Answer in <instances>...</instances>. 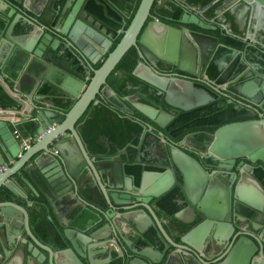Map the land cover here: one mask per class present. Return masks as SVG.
<instances>
[{
    "label": "water",
    "instance_id": "1",
    "mask_svg": "<svg viewBox=\"0 0 264 264\" xmlns=\"http://www.w3.org/2000/svg\"><path fill=\"white\" fill-rule=\"evenodd\" d=\"M155 1L141 0L119 44L108 54L101 67L93 71L94 76L86 86L53 64L51 58L63 55L64 51L60 50V46L65 44L73 56L78 55L82 63L92 67L96 64L94 57L105 56L111 45L105 40V31L99 27L93 28V23L87 16H83L75 8H68L61 14L57 13L58 17L54 23L50 19H43V22L48 24L45 25L32 20L27 12H23L9 0H0L8 10L3 14L0 6L2 13L0 40L10 48L9 53L5 54L6 57H16L14 62L10 60L6 64V58L0 65V80L6 85L2 84V86L10 88L5 81V78L9 77L15 82V87L18 85L17 89L21 92L19 85L28 75L32 77L31 80L26 78L30 82L32 94L37 88L46 85L62 92L67 98L76 100L67 113L56 107L52 101L43 98L40 101L43 107H34L31 104L32 108L38 111L31 121L36 127L32 135L35 141L24 153H21L11 128L0 120V166L6 167V170L0 173V197L3 200L0 203V230L6 232L9 240L18 242L24 230L31 240L29 251L39 264H94L92 259L97 254L96 247L103 244L101 241L106 237L103 233L106 227L87 236L75 226V223L82 219L84 212L93 209L94 206L87 194L82 193L89 172L94 175L112 210H116L115 206L131 205V201L122 203L113 198L118 194L117 192L124 190L138 194L139 198H135L137 205L123 208L131 213L127 217L120 216L124 219L122 224L133 226L137 234H144L148 228H153L155 231L153 245L144 248L132 247L121 234L120 225L115 222L113 215H108V218L112 219V226L109 224L107 228H112L116 239L127 246L121 249L119 255L124 264H264V205L261 206L264 195L258 192V187H255V191H247L245 194L236 192L234 195L235 203L249 209L250 215L225 216L224 207L218 205L219 196L215 190L203 196L210 190V186L198 181L200 179H197L194 173V168H199L198 164L175 147L172 151L173 162L185 175V191H187L185 194L188 200L184 203L185 208L177 213H193L197 223L189 230H183L181 226L167 228L166 222L160 221L149 203L153 198L160 197L170 189L174 183L172 173L145 174L139 188L133 187L130 183L131 179L125 178L123 174L120 159L108 163L109 170H103L100 165L95 166L78 133L79 121L91 104H98L95 101L96 97L131 48H136L140 58L146 59L149 63H152L154 58L163 63L178 62L180 52L187 55L183 41L186 29H175L156 21L148 23ZM230 5H243L244 11L249 12V22L254 29L251 33L261 29L264 20V0H232ZM24 8L26 9V5ZM232 11L233 8H229V12ZM234 17L236 21L240 18V16L236 18L235 15ZM91 19L93 21L92 17ZM180 23L207 29L194 15H184ZM21 24L32 28L21 30ZM84 32L90 38L81 36ZM52 33H56L58 38H54ZM94 34H99L100 38L92 37ZM92 52L94 56H91ZM20 59L22 63L19 62ZM16 64L22 66L18 72L13 68ZM133 75L154 87L168 106L184 111L191 107L188 99L182 100L179 104L172 102L173 80L170 77L154 73L148 66L140 67V65ZM184 91V94L190 93L195 97L196 105L211 100L206 92L195 91L191 83H186ZM14 102L19 106L22 104L15 99ZM135 108L161 128H164L172 118L168 113H159L155 108L145 104H136ZM5 112L0 108V117ZM27 118V115H23V119L27 120ZM255 127L253 124H243L221 129L209 145L211 153L221 160L244 157L252 162L260 159L264 163V146L261 143L264 130L260 131L258 124ZM65 140H72L76 150H65L62 143ZM54 141L57 142L53 143ZM52 144L53 151L49 147ZM260 148L262 149L257 151ZM41 154H51L53 170H56L52 174L39 171L38 176L45 187L41 192L53 209L63 230L62 237L69 245L63 251H54L42 245L31 231L25 209L8 200V193L15 197L26 198L18 178L29 185L23 170L28 161L35 155ZM30 173L28 171L29 175ZM109 191L115 193L112 194L111 199L108 195ZM177 215L175 218L179 222L190 224L180 220ZM233 218L237 219V223L233 222ZM87 224H91V220ZM115 240L113 242H116ZM20 242L27 243L28 239H21ZM160 246L162 248H159ZM39 248L47 251L48 256L41 255V252L38 254ZM111 260L108 264L112 262Z\"/></svg>",
    "mask_w": 264,
    "mask_h": 264
},
{
    "label": "flooded vegetation",
    "instance_id": "2",
    "mask_svg": "<svg viewBox=\"0 0 264 264\" xmlns=\"http://www.w3.org/2000/svg\"><path fill=\"white\" fill-rule=\"evenodd\" d=\"M164 1L167 0L155 1L157 4L151 9L148 23L156 21L175 29H186L183 41L187 55L180 52L178 62L163 63L154 58L153 62L149 63L146 59L140 58L135 48L138 60L134 71L139 65L148 66L154 73L170 77L173 80L172 102L179 104L182 100L188 99L191 107L184 111L168 106L154 87L134 75L137 81L127 85L126 95L118 96L112 90L110 75L95 99L98 104L93 103L89 107L91 111L88 121L92 124L86 128L85 123H80L81 119L77 125L78 133L80 137L84 134L89 137L98 133L96 143L100 145L102 151L92 146L90 150L93 153H91L84 145L95 166L100 165L103 170H109L107 164L114 159H120L123 174L125 178L131 179L130 183L133 187L139 188L145 174L172 173L174 183L170 189L160 197L153 198L149 203L160 221L166 222L167 228L181 226L183 230H189L197 223L193 213H177L185 208L184 203L188 200L185 194L187 192L185 175L173 162L172 151L175 147L198 164L199 168H194L197 179H200L198 181L210 186V190L203 196L215 190L219 196L218 205L224 207L225 216L250 215L249 209L235 203L234 195L236 192L245 194L247 191H255V187H258V192L264 195V163L260 159L252 162L244 157L221 160L211 153L209 145L218 131L231 125L253 124L256 128L255 125L258 124L260 131L264 130V20L261 29L251 33L254 29L249 22V12L244 11L243 5H230L232 0H213L206 8L189 5L182 0H171L174 6L167 7L163 4ZM13 4L20 8L19 5ZM128 4H131V0H26L24 5L27 15L32 20L45 25L48 24L44 23L43 19H50L54 23L58 14L68 8H75L83 16H87L93 23V28L99 27L105 31V40L111 43L105 56L101 58L95 56L96 64L87 67L79 60L78 55L74 54L76 63L72 67L66 66L65 69L68 74L87 86L94 76L93 71L98 70L111 53L117 37L126 31L124 27L129 18ZM229 8H233L232 13L229 12ZM164 9H168V14H163ZM177 9L181 10L179 17L176 16ZM186 14L196 16L199 23H203L207 29L197 25H182L180 22ZM234 15L240 18L236 21ZM27 27L29 30L32 28L29 25ZM52 35L58 38L56 33ZM81 36L90 38L86 32ZM92 37L100 38L99 34H94ZM232 41L238 42L240 46L234 45ZM61 45L60 48L64 51L62 57L68 52L71 53L65 44ZM91 56H94V52ZM118 74L114 72V75L121 76ZM183 83L185 87L186 83H191L195 91L200 93L206 92L211 100L196 105L194 96L190 93L184 94ZM56 93L65 102L70 99L60 91ZM72 101L76 102V100ZM100 104L103 105L100 107L105 109L100 120L103 121L102 126L107 125L102 132H99L101 128L97 127L95 113L96 107ZM136 104L151 106L159 113H168L172 118L164 128H161L141 114L135 108ZM81 126L83 128L80 130ZM132 126L141 128L140 132L129 130ZM179 131L190 132L177 140ZM261 143L264 146V138ZM136 171L139 172L138 180ZM87 191V197L94 205L93 209H89L93 219L87 229L80 231L89 236L106 227L103 231L106 237L101 241L103 244L96 247L97 254L92 259L94 264H108L110 259H112L110 264H124L119 255L121 249L127 246L116 239L112 228H107L112 220L108 215H113L115 222L120 225L121 234L132 247L144 248L153 245L152 240L155 238L153 228H148L144 234H137L133 226L122 224L124 219L120 218L130 215L131 212L123 208L137 205L135 198H139L138 194L123 190L113 196L112 194L115 193L109 191L110 199L113 196L122 203L131 201L130 206H115L116 210H112L91 172H89ZM169 204L173 205L172 208ZM263 205L264 202L261 206ZM173 207L177 208V211L172 214ZM176 215L183 222L190 224L179 222L175 218ZM233 222L237 223V219L233 218ZM59 236L60 243L64 247L59 249L57 246L56 251H63L69 245L64 241L62 234ZM114 240L116 242H113Z\"/></svg>",
    "mask_w": 264,
    "mask_h": 264
},
{
    "label": "crops",
    "instance_id": "3",
    "mask_svg": "<svg viewBox=\"0 0 264 264\" xmlns=\"http://www.w3.org/2000/svg\"><path fill=\"white\" fill-rule=\"evenodd\" d=\"M9 1L19 5L20 9L26 12V9L23 8L26 0ZM0 6L2 10L1 12H3V14L8 11L7 7L3 3H0ZM1 14L2 13H0V18L2 19ZM20 28L22 30L28 27L26 24H21ZM9 51L10 48L5 44V42H2L0 40V65L4 63L5 59L7 58L5 54L7 52L9 53ZM61 58L62 55L58 58L55 56L53 57V59L51 58V61L57 67L65 70L63 60ZM15 59V56H13V58H7L6 64H8L10 60L11 62H14ZM19 62L22 63L21 59L19 60ZM26 78L29 80L32 77L28 75L25 76L24 81L21 83V85H19L21 92H19V89H17L18 85H16L15 87V82L13 81V79H10L9 77L5 78V81L9 84L10 88L3 87V89L1 88L2 84L4 86L6 85L3 81L0 80V99L3 100L6 104L4 106L5 108H3L0 104V108H3L4 111H6V114H1L0 120L6 122L7 126L11 128L12 133L15 129L19 130L20 126L25 125L28 121L31 122L35 114L38 112L37 109L32 108L31 104H33L34 107H43V103L40 102L42 98L46 101H51L49 100V98L39 93V90L42 87L37 88V90L32 94L31 88L29 86L30 82ZM14 99L21 102V106L17 105V103L14 102ZM23 115L28 116L27 120L23 119ZM56 142L57 141H54L53 143ZM62 143L64 145L65 150H76L75 143L72 140H65L62 141ZM49 147L53 151V144L49 145ZM2 155L5 157L3 153ZM52 159L53 157L51 156V154H41L35 155L33 159L28 161L23 171L27 181L29 182V185H27L22 179L18 178L20 185L22 186V189L26 194V198L15 197L11 193H8V200L16 203L17 205L25 209V211L28 213L29 224L34 237L42 245L50 247L54 251H56L57 244L55 242V238L57 235L62 234L63 230L59 225V222L53 209L51 208L42 193L45 190V187L38 176L39 171H45L47 174H52L56 171L53 170L54 168L52 164ZM10 164H12V162H10ZM28 171L31 172L30 175L28 174ZM85 174L87 175L86 172ZM88 184L89 175H87V178L82 187V193L84 195H86L88 192ZM2 201L3 200L0 197V203ZM87 228L88 227H85V229ZM21 235L22 237L20 238V240L28 239L27 243L20 242V240L19 242L15 240H9L6 232L4 230H0V264H39L29 251V243L31 242V240L26 236L24 230L22 231ZM159 248L162 247L160 246ZM38 250V254L41 252V255L48 256L47 251L41 248H39Z\"/></svg>",
    "mask_w": 264,
    "mask_h": 264
},
{
    "label": "trees",
    "instance_id": "4",
    "mask_svg": "<svg viewBox=\"0 0 264 264\" xmlns=\"http://www.w3.org/2000/svg\"><path fill=\"white\" fill-rule=\"evenodd\" d=\"M182 1H184L185 3H187L189 5L198 6L200 8H206L213 0H204L203 2H199L196 0H182ZM140 2H141V0H131V4H128L129 18L127 20L126 26L124 27V30H126L127 27L129 26L135 12L137 11V9L140 5ZM156 4L157 3L154 4V7L156 6ZM163 4L166 5L167 7H173L174 6V3L171 0L164 1ZM162 11H163V14H165V15L168 14V12H169L168 9H164ZM176 14H177L176 16L179 17L181 15V10L177 9ZM122 35H119L117 37V40L114 42V44L111 48V52L114 50L116 45L121 40ZM232 43L236 46H240V44L238 42L232 41ZM61 59L63 60V64H64L65 69H66V66L68 67V65H69L70 67H72L76 63V60H74V57L70 52L66 53L64 55V57H62ZM137 60H138V56H137L136 50H135V48H131L126 53V55L122 58V60L120 61V63L118 64V66L116 67V69L114 71V72L121 74V76L114 75V72L111 74L109 81L112 82V85H113L112 90H114L118 96L126 95L127 94V91H126L127 85L131 84L133 81H137V79L133 76V71L137 65ZM13 68L15 69V72H18L19 70L22 69V66H20V65L18 66L16 64ZM1 88L3 89V86ZM56 92L57 91H55V89L53 87H49V86H44L39 90V93L41 95L49 98V100H51L56 107L61 108V110H63L64 113L69 112V110L75 104V101L68 99V101L65 102L64 99H62L59 95H57ZM0 104L3 108H5L4 106L6 104L1 99H0ZM100 106H103V105L100 104L99 107H96L95 113L97 116L96 115L95 116L97 117V127L101 128V131H99V132H102V130H105L107 128V125L104 124L102 126L103 121H101L100 118L103 115L102 111H104L105 109H104V107H100ZM90 111L91 110L89 109L88 112L84 115V117L80 121V123H85L86 128H88L92 124L90 121H88V118L90 116ZM82 126L80 127V130L83 128ZM35 128L36 127L32 122H28L25 125L20 126L19 130L21 131L23 136L32 137V135L35 133ZM125 128H127V127H125ZM125 128H122V130H125ZM129 130L140 132L141 128H139L137 126H132V129H129ZM188 132H190V131H188ZM188 132L179 131V136H178L177 140L181 139ZM97 137H98V133H96V135H91L89 137L85 134L81 136L83 144L87 147L86 149L88 151H90L91 153H93L90 150L92 146L94 148H96L97 150L102 151V148L100 147V145L96 143V141L98 139ZM135 174H136L137 180H138L139 172L136 171ZM169 205L172 208L173 205L172 204H169ZM175 211H177V208L173 207V209H171V213L173 214ZM91 219H93V215L90 212V210L85 211L82 219L78 220V222L75 223V226L78 227L79 230H84L85 227H88L90 225V224H87V222ZM152 241H153L152 243H155V239H153ZM55 242H56L57 246L59 247V249L64 247L60 243L61 237L59 235L56 236Z\"/></svg>",
    "mask_w": 264,
    "mask_h": 264
},
{
    "label": "built area",
    "instance_id": "5",
    "mask_svg": "<svg viewBox=\"0 0 264 264\" xmlns=\"http://www.w3.org/2000/svg\"><path fill=\"white\" fill-rule=\"evenodd\" d=\"M13 135L18 141L21 153H24L26 150H28L35 141L32 137L23 136V134L18 129L13 131ZM5 170L6 167L0 166V173L4 172Z\"/></svg>",
    "mask_w": 264,
    "mask_h": 264
}]
</instances>
